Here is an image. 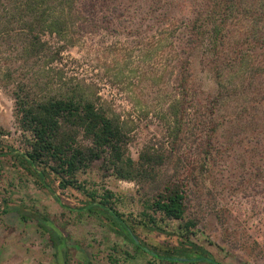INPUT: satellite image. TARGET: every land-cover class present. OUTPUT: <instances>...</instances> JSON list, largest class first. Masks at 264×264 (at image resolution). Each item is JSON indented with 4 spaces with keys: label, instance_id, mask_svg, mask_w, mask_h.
Listing matches in <instances>:
<instances>
[{
    "label": "rangeland",
    "instance_id": "1",
    "mask_svg": "<svg viewBox=\"0 0 264 264\" xmlns=\"http://www.w3.org/2000/svg\"><path fill=\"white\" fill-rule=\"evenodd\" d=\"M213 2L77 0L65 11L53 7L63 26L39 38L23 20L1 21L0 264L58 262L37 213L62 232L65 264H149L156 260L144 247L190 243L222 264H264V0H234L215 43H208L211 21L204 40L192 42L193 25L218 10ZM19 95L93 101L121 121L126 154L163 158L145 180L121 179L102 160L79 171L75 185H63L49 167L46 173L65 205L92 198L112 205L142 248L104 215L63 207L12 154L30 150L17 120ZM213 104L216 133L204 122ZM78 141L90 138L79 133ZM173 181L186 194L183 221L149 206ZM188 220L195 225L183 226Z\"/></svg>",
    "mask_w": 264,
    "mask_h": 264
},
{
    "label": "trees",
    "instance_id": "2",
    "mask_svg": "<svg viewBox=\"0 0 264 264\" xmlns=\"http://www.w3.org/2000/svg\"><path fill=\"white\" fill-rule=\"evenodd\" d=\"M75 2L77 0H0V24L3 20L7 23L10 18L23 20L34 38H39L40 34L59 33L63 23H61L60 15H57L58 11L53 7L65 11L69 3ZM233 2L234 0H214V6L218 10L210 14V18L207 20L202 19V16L198 19V21L200 19L202 21L193 25L194 29L191 33L193 39L190 38V40L192 42L198 39L203 41V35L205 36L209 32L207 26L211 21L213 25L212 41L208 43H215L214 40L223 33L226 22L225 14ZM262 14L264 15L263 12ZM215 72L217 75L219 74L218 68ZM16 106L18 124L22 132L29 136L30 150L22 153L19 150L10 149L12 154L40 179L41 183L53 193L55 199L63 207L87 211L97 217L104 215L110 221L113 231L132 241L137 248H142L144 245L136 241L129 224L112 205H108L105 200H96L95 198L79 207L65 205L50 184L45 182L46 173L49 167L62 178L63 185H75L79 171L90 167L97 160H102L104 168L111 170L112 174L121 179L145 180L153 175L151 170L155 168L156 164L163 162V158L143 152L139 160L136 161L126 154L124 146L127 137L121 121L117 117L109 115L93 101L60 97L31 102L19 95ZM216 108L218 107L213 104L210 107V118L204 119V122H211V133H216L220 128L217 120L213 118ZM238 121L240 119H237ZM79 133H84L86 137H89L90 143L79 142ZM149 206L154 211H159L164 218L183 221L186 218L187 204L182 184L177 181L167 183L156 194L154 201L149 203ZM22 215L24 218L27 216L26 214ZM34 219L40 228H45L49 233L53 245L58 250L56 257L57 261L61 260L59 264H65L63 256L66 254L67 245L60 229L44 213H37ZM151 222H155L153 217ZM194 225L195 222L192 220L183 223V226L187 228ZM144 249L149 251L156 260L150 261L149 264H158L157 261L166 262L165 264H177L178 262L197 264L200 261L222 264L204 246L195 243H190L189 247L182 245L179 247L163 246L156 249L144 247Z\"/></svg>",
    "mask_w": 264,
    "mask_h": 264
},
{
    "label": "crops",
    "instance_id": "3",
    "mask_svg": "<svg viewBox=\"0 0 264 264\" xmlns=\"http://www.w3.org/2000/svg\"><path fill=\"white\" fill-rule=\"evenodd\" d=\"M59 262H61V260H58V262H57V263H55V264H59Z\"/></svg>",
    "mask_w": 264,
    "mask_h": 264
},
{
    "label": "water",
    "instance_id": "4",
    "mask_svg": "<svg viewBox=\"0 0 264 264\" xmlns=\"http://www.w3.org/2000/svg\"><path fill=\"white\" fill-rule=\"evenodd\" d=\"M136 241H138L137 238H136Z\"/></svg>",
    "mask_w": 264,
    "mask_h": 264
}]
</instances>
